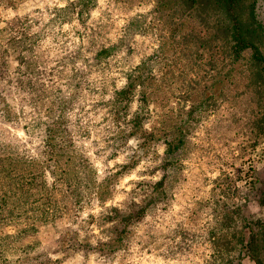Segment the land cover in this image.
I'll use <instances>...</instances> for the list:
<instances>
[{"label": "rangeland", "instance_id": "374dc122", "mask_svg": "<svg viewBox=\"0 0 264 264\" xmlns=\"http://www.w3.org/2000/svg\"><path fill=\"white\" fill-rule=\"evenodd\" d=\"M178 11L170 0L0 5V264H222L210 235L226 207L236 230L264 218L250 94L218 83L224 95L200 105L215 70L191 58ZM256 13L264 22V0ZM129 74L136 88L118 102ZM173 129L184 139L169 156ZM134 203L145 212L120 232L110 208ZM242 251L229 264H254Z\"/></svg>", "mask_w": 264, "mask_h": 264}, {"label": "trees", "instance_id": "16d2710c", "mask_svg": "<svg viewBox=\"0 0 264 264\" xmlns=\"http://www.w3.org/2000/svg\"><path fill=\"white\" fill-rule=\"evenodd\" d=\"M170 1L179 10V18L185 15L191 18L190 32L186 35V38L191 41V58L194 61H201L203 57H206V62L209 65L207 69L215 70L211 74V84L202 86V90L207 89L209 93L204 99L199 100L200 105L213 101L216 94L224 95L221 90L214 92L216 84L224 82V87L229 90L232 86L236 87L242 82L243 91L250 94L252 102L249 114L251 118L247 128L251 133V138L254 139V145H256L257 139L264 136V22L258 18L256 13L258 0ZM11 2L12 0H0V5L6 6ZM78 3L80 2H71L67 8L71 6L73 14H81L83 7L87 8V4H80L83 9L79 5L78 10ZM136 78L137 75L129 74L127 76L125 86L116 92V95H119L118 102L127 100L131 96L129 94L136 88ZM140 78L139 75L138 79ZM192 85L191 83V87ZM141 100H143L142 95ZM193 105L191 110H194L196 104ZM139 118V113H135L131 122L136 125V121L139 123ZM51 128L50 126L49 129ZM145 133L144 130L143 134ZM168 133L170 131L163 132L164 139ZM173 133L174 138L166 141L169 156L175 155L184 139V134L180 133V130H177L179 134H176L173 129ZM146 136L153 139L151 132ZM165 182L166 172L151 186L152 192L160 193ZM250 185L255 187V181L250 182ZM260 194L262 196L259 198V202L264 205V184ZM79 196L78 193L75 195L76 202H80ZM97 198L103 199L101 196H97ZM136 205L134 203L132 211L124 214L120 213L117 208L111 207L110 215L107 217L123 227L120 230L122 232L129 221L139 218L145 212L146 204L135 208ZM226 208L221 219L217 220L218 231L212 232L210 235V242L214 246L216 256L222 264H229L232 261L231 252L237 245H240V249L244 250V252L242 251L244 254L241 255L247 256L254 264H264V218L246 219L245 223L239 227L240 230H236L235 210L232 212L228 210V207ZM231 225L232 228H230ZM225 228L231 233L223 232Z\"/></svg>", "mask_w": 264, "mask_h": 264}]
</instances>
